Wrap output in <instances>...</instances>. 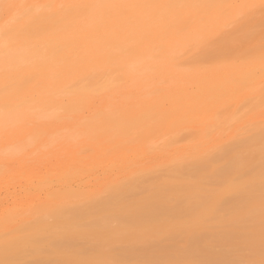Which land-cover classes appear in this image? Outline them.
<instances>
[{"label": "bare ground", "instance_id": "6f19581e", "mask_svg": "<svg viewBox=\"0 0 264 264\" xmlns=\"http://www.w3.org/2000/svg\"><path fill=\"white\" fill-rule=\"evenodd\" d=\"M261 2L264 0H0V185L19 181L26 194L16 196L11 207L0 203V228L40 206L35 203L39 197L34 196L42 191L43 205L53 200V180L68 187L76 173L92 176L98 168L108 176L114 172L134 173L140 162L154 157L158 135L153 137L157 133L174 135L185 127L205 133L219 121L220 111L229 107L232 111L240 102L241 95L236 93L248 96L264 91V58L194 69L180 62L240 13L255 9ZM260 95L264 98V93ZM263 98L259 99L262 103ZM153 128L156 133L149 135ZM147 134L153 136L147 137L149 144ZM162 139V144L157 142L160 146L168 140ZM177 155L173 151L171 157ZM68 188L73 191L72 186ZM255 189V195L263 190L260 186ZM72 191L68 193H76L78 198L79 191ZM249 194L231 195L225 200L230 206L222 202L213 209L199 197L194 201L174 199L163 189L142 198L136 196L131 215L121 214L118 221L126 225L155 221L164 228L163 218L176 221L178 217L181 227L187 222L195 225L189 231L186 225V231L175 224L174 233L166 240L146 241L141 234L137 241L143 238L144 242L131 241L128 248L113 256L118 262L140 259L145 264L186 258H197V264H227L230 261L223 256L234 249L248 247L262 254L264 217L251 216L231 227L222 222L225 225L220 223L221 227L219 224L205 233L200 229L212 223L199 225L196 220L214 212L212 219L221 222L226 215L246 212V207L256 209L257 204L247 200L254 193ZM165 198L171 201L169 205L156 204ZM191 202L193 205H188ZM85 207L90 206L81 208ZM81 208L79 214L83 213ZM86 209L84 214L89 211ZM131 216L135 218L130 220ZM98 224L97 219L88 226L95 229ZM215 239L218 249L209 243ZM54 245L55 250L60 246L72 250L77 242L67 240ZM5 248L7 252L10 247ZM46 251L42 249V253ZM89 251L105 250L101 244L80 250L85 256ZM32 253L39 255L41 251ZM35 257L32 264H54L57 260Z\"/></svg>", "mask_w": 264, "mask_h": 264}, {"label": "rangeland", "instance_id": "374dc122", "mask_svg": "<svg viewBox=\"0 0 264 264\" xmlns=\"http://www.w3.org/2000/svg\"><path fill=\"white\" fill-rule=\"evenodd\" d=\"M234 19L231 24L224 27L211 40L184 55L181 58V64L184 67L194 69L213 67L221 63L227 66L235 63L239 64L247 60L254 61L256 58H264V2H261L255 9L247 13H240ZM261 91H256L257 93L254 91L248 96H244L241 91L236 93V95H241L240 102L236 104L241 103L238 105L239 108L234 105V111L233 108L231 109L232 111L228 110L231 107L227 108L228 112L226 113V109L220 111L223 115L221 116L222 113L219 112V116L218 113V118H220L217 122L223 120L221 122L222 125L220 123L216 125V122L205 133L194 127H185V129L190 128V131L186 132L182 128L185 131L180 129L182 133L178 130L179 133H172L174 135H165L164 132H159L154 137L151 135L153 139L158 135L159 138L154 139L155 144L154 142L150 143H153L154 146L157 145L158 149L155 147L156 151L153 150L154 157L150 159L151 161L140 162L139 167L134 173L120 174V172H114L115 174L112 173L108 176L104 175L101 168H98L92 176L84 175L81 177L79 173H76L73 179H70L72 184H69L72 186L73 191L70 190L71 188H68L70 186L67 187V185L65 186L58 181L56 184V180H53L51 192L56 194L53 200L43 205L42 200H44L45 197L43 196L45 195L42 191L43 196H41V193L34 196V199L39 197L38 199L36 198L35 203L40 204L41 207L37 206L34 211L30 210L29 214L27 211V214H24L25 216H17V220L15 218L11 219L12 222L14 221L13 223L11 221V223L5 222L6 224L0 228V250L4 247L2 250L4 254L0 251V263L4 261L5 263L3 264H6V261L11 258L12 264H32L33 257L35 256H47V258L50 256L49 258L51 259H57L54 264L57 262L59 264H113V261H115V264H141L143 260L140 259L121 260L119 263L118 260H115V252L128 248L131 245V241L142 242L143 238L137 241V238H140L141 234L146 238V241H150L151 238L152 240L155 238L166 240L174 233V231L173 233L171 232L173 227L176 228L177 225L175 224L179 223L177 227H181L180 219L179 222L178 217L176 221L170 217V219L166 217L165 220L163 218L164 221L162 220V222L165 225L162 224L164 228H160L161 225L159 226L156 223V226L154 224L155 221H151V223L147 222L143 225L135 221V224L126 225L124 222L118 221L117 218L121 214L131 215V204L136 196L142 198L149 194V192L157 189H163L165 193L170 194L174 199L185 198L188 201H194L195 197H199L204 201V205L210 209L215 208L216 205L222 202H224V206H230L229 202L225 200L230 198L231 195L254 193L253 198L247 200H253V203L257 204L256 209L249 210L250 208L247 209L246 207V212L243 211L244 213L237 215H226L227 217L224 216L221 222L217 221V219H212L214 218V212L199 216L196 219L197 224L212 223L209 227L200 229V232L204 230L201 233L208 232L210 228H216L222 222H226L228 226L230 224L231 227L232 224L234 226L240 225L251 216L264 217V102L262 103V100L259 101L260 98H263L260 97V94L262 93L263 95L264 91ZM256 95H260L258 96L259 98ZM225 118H227L228 122L225 121ZM224 121L225 124H223ZM193 129L199 132H195ZM155 130L158 132L160 128L156 127ZM156 131L153 128V131L151 130L149 135H154ZM149 135H145L148 144L150 141L147 137H151ZM163 137H165V140H168L164 142V145L160 146L163 142L160 139ZM159 140L161 141L160 145L157 143ZM167 145L169 148H167ZM164 148L167 151L163 150ZM169 151L171 152L169 153ZM173 151L178 152L175 159L171 157V155L173 156ZM188 151H190L189 154ZM183 154H186L188 158L184 157L185 155ZM228 167L230 169L228 171L225 170ZM21 185L22 183L19 181L10 184L2 183L0 185V203L11 207L16 196H25V191ZM256 186H260L263 189L257 195H255ZM172 187H176V189L172 190ZM62 188L65 191H60ZM69 191L74 193L79 191L78 198H76V193L73 195L71 192L68 193ZM82 191H84V194ZM85 192H87L86 196ZM82 194L84 195L83 197L81 196ZM9 195H11L10 198ZM91 203L92 205L97 204V207L93 205L95 207L93 209ZM170 203L171 201L168 198L156 201L158 206H165ZM64 205L68 206L65 207ZM82 205L91 207H85L90 208L89 211L86 209L87 215L84 214L85 208H81L83 207ZM188 205L192 206L193 202ZM244 205L246 206V202ZM44 207H47V209L51 208V210L49 211ZM77 207L81 208V210L84 209L83 213L80 211L81 214H79ZM107 208H110V210L106 212ZM91 209L92 211H90ZM67 212L73 215L68 216ZM135 216H131L130 220L135 218ZM68 217L72 218L68 219ZM96 218L98 219L99 227L97 226L98 228L93 229V227L89 226L93 225V221L97 220ZM90 222H92L91 225H89ZM87 223H89V226ZM190 223L183 224L184 228L188 225V231L189 227L192 229L191 227L195 225V223ZM221 224L219 225L220 227ZM261 225L264 227V223ZM183 227H181L182 230H184ZM154 228L159 229L156 230ZM153 229L156 231H153ZM148 238L149 240H147ZM67 240H75L77 246L73 247L72 250L64 249L65 247L61 249V246L59 247L60 249H54L56 242L61 243ZM209 243L215 246L216 249L220 247L216 239L215 241L209 240ZM95 244H101L105 251H102L103 253L89 251L86 256L80 252L83 246ZM5 247H10L9 249L11 250H13V247H16L14 249L16 251L10 252L8 249L5 252ZM247 248L234 249L224 254L225 256L223 257L227 258L228 262L230 261L227 264H264V252L259 254L251 248ZM42 249L47 250L45 253L47 255L42 253ZM19 250L21 251L19 252ZM32 251H41V255L32 253ZM255 253L257 254L255 255ZM112 258L113 261L111 260ZM232 258L233 260H231ZM195 259L197 260V258ZM195 259L186 258L167 264H178L179 262V264H190V262L191 264H197L195 263ZM163 262L161 260L152 261L148 264H163Z\"/></svg>", "mask_w": 264, "mask_h": 264}]
</instances>
